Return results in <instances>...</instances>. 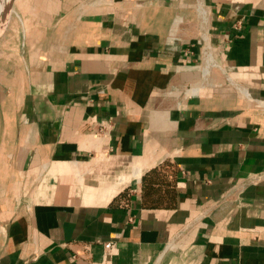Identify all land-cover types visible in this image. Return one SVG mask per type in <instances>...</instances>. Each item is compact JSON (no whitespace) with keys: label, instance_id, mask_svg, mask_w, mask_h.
<instances>
[{"label":"crops","instance_id":"obj_1","mask_svg":"<svg viewBox=\"0 0 264 264\" xmlns=\"http://www.w3.org/2000/svg\"><path fill=\"white\" fill-rule=\"evenodd\" d=\"M13 13L0 264H264V0H15ZM203 36L222 66L208 77Z\"/></svg>","mask_w":264,"mask_h":264},{"label":"built area","instance_id":"obj_2","mask_svg":"<svg viewBox=\"0 0 264 264\" xmlns=\"http://www.w3.org/2000/svg\"><path fill=\"white\" fill-rule=\"evenodd\" d=\"M197 12L198 15L200 17V19L202 20V22H207L209 21V12L208 10L203 7V5H199V7L197 8ZM241 23L239 22V24L237 25L238 28H240ZM179 39L180 37L178 36H172V39ZM202 43H203V47H202V52H201V69H202V74L204 77H208L211 69L212 68H222L221 64L217 61V59L215 58V54L213 52V45L211 43V41L209 40L208 37H202ZM226 41L229 42L230 39L228 37V35L226 36ZM222 50V49H221ZM109 127V125H107L106 123H103L101 125V129L102 130H106ZM115 243L112 241L109 242H105V248L106 249H114Z\"/></svg>","mask_w":264,"mask_h":264},{"label":"bare ground","instance_id":"obj_3","mask_svg":"<svg viewBox=\"0 0 264 264\" xmlns=\"http://www.w3.org/2000/svg\"><path fill=\"white\" fill-rule=\"evenodd\" d=\"M13 1L14 0H0V30L4 27L9 19V14L13 8ZM6 28L7 27H5V29Z\"/></svg>","mask_w":264,"mask_h":264},{"label":"rangeland","instance_id":"obj_4","mask_svg":"<svg viewBox=\"0 0 264 264\" xmlns=\"http://www.w3.org/2000/svg\"><path fill=\"white\" fill-rule=\"evenodd\" d=\"M15 1V0H14ZM14 1H13V8H12V10H11V13L9 14V19H8V21H7V23L4 25V27L0 30V41L2 40V39H4V37L6 36V34H7V28H8V25H9V23H10V21H11V19H12V17H14ZM7 25V26H6ZM5 27H7L6 29H5ZM5 30V31H4ZM4 31V32H3Z\"/></svg>","mask_w":264,"mask_h":264}]
</instances>
